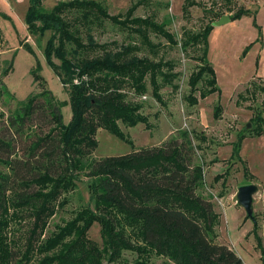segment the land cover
Returning a JSON list of instances; mask_svg holds the SVG:
<instances>
[{
  "label": "trees",
  "instance_id": "obj_1",
  "mask_svg": "<svg viewBox=\"0 0 264 264\" xmlns=\"http://www.w3.org/2000/svg\"><path fill=\"white\" fill-rule=\"evenodd\" d=\"M27 2L26 27L32 33L50 31L45 56L67 89L68 100L61 101L43 88L29 94L6 119L0 113V264H120L116 261L124 249L142 255L146 264L152 255L174 264H244L228 245L216 242L214 227L219 215L212 202L199 193L203 167L194 162L189 133L183 130L180 138L135 148L120 126L142 123L151 128L138 100L148 85L152 97L162 105L161 88H178L175 61L158 57L164 46L152 41V34L168 45L179 44L183 52L188 48L200 51L196 58L201 63L188 76L186 102L193 105L198 97L220 93L208 59L213 21L199 31H183L177 41L166 27L168 21H158L153 14L135 15L149 0H136L118 14H110L98 0H63L50 8L42 0ZM194 4L195 0H184L183 14ZM252 14L240 7L228 16L235 20ZM105 22L126 32L132 41L120 45L96 41L93 32ZM1 43L0 29V50ZM11 68L12 60L2 75ZM32 75L34 81L44 83L38 70H32ZM258 89L264 108V86ZM0 93L11 95L2 78ZM66 103L71 110L68 122L61 112ZM220 112L218 104L214 117ZM263 123L258 112L250 121L252 127L245 129L252 136L261 135ZM100 128L128 143L130 152L92 159ZM244 138L239 133L232 155L238 156ZM246 169L244 164L245 175ZM80 174L88 178L92 206L79 208L48 231L50 219L68 203L67 193L76 187ZM26 218L29 227L20 248L12 224L21 225ZM94 222L100 225L101 248L87 237Z\"/></svg>",
  "mask_w": 264,
  "mask_h": 264
},
{
  "label": "rangeland",
  "instance_id": "obj_2",
  "mask_svg": "<svg viewBox=\"0 0 264 264\" xmlns=\"http://www.w3.org/2000/svg\"><path fill=\"white\" fill-rule=\"evenodd\" d=\"M58 1L63 0H42L46 8ZM98 1L104 3L110 14H118L123 13L136 0ZM183 2L149 0L148 4L137 8L135 15L153 14L158 21H168L166 27L177 41L182 38L183 31H199L213 21L208 36V59L215 70L220 93L198 97L197 103L193 105L186 102L184 96L189 91L188 76L201 63L196 58L200 51L188 48L183 52L179 44L168 45L163 38L152 34V41L164 46L158 57L175 61V70L180 74L174 81L178 88L172 90L169 85L161 88L164 105L152 97L149 85L146 94L138 99L143 103L142 113L147 115L150 129L142 123L133 127L120 126L135 148L160 145L172 137L180 138V132L186 130L194 146V162L203 167V185L199 193L212 202L214 211L219 215L218 224L214 227L216 242L228 245L244 264H264V123L261 135L252 136L245 129L258 112L262 113L264 119L263 94L258 89L264 86V0H195L196 4L188 8V14L182 12ZM240 7L250 9L253 14L215 25V21L222 15H231ZM27 8V0H0V78L11 93H0V113L4 114L3 119L25 101L29 94L39 93L43 88H48L61 101L68 100L67 89L45 56L50 31L45 29L40 34L28 31L24 21ZM93 34L99 42L113 41L120 45L132 41L126 32L110 22H105L104 27L95 30ZM145 53L153 57L150 52ZM10 60L12 68L3 76L2 70ZM53 60L59 63L56 58ZM32 70L39 71L45 80L43 84L34 81ZM195 94L198 96V92ZM218 104L221 112L218 117H214V108ZM61 112L64 122H68L71 116L68 103L62 106ZM239 133H243L245 138L237 156L232 155V148ZM96 138L98 145L90 155L92 159L119 155L132 149L128 143L102 128L98 129ZM244 164L247 166L246 175ZM226 169V175L215 179ZM87 180L85 175H79L76 187L67 193L68 203L50 219L48 231H52L54 225L70 219L79 208L92 206ZM246 183H254L258 187L253 195L254 220L247 218L244 209L236 203L237 188ZM12 226L16 246L21 248L29 227L28 218L21 225ZM87 237L102 247L100 225L97 222L89 228ZM116 262L146 264V259L131 249H124ZM148 263L174 264L157 255H152Z\"/></svg>",
  "mask_w": 264,
  "mask_h": 264
},
{
  "label": "water",
  "instance_id": "obj_3",
  "mask_svg": "<svg viewBox=\"0 0 264 264\" xmlns=\"http://www.w3.org/2000/svg\"><path fill=\"white\" fill-rule=\"evenodd\" d=\"M230 21V17L228 15H222L217 21H215V25L225 24ZM247 127H250V123L247 124ZM258 187L254 183H246L242 184L237 188L236 192V203L240 205L245 213L247 218L254 220L253 214V195L256 193Z\"/></svg>",
  "mask_w": 264,
  "mask_h": 264
}]
</instances>
